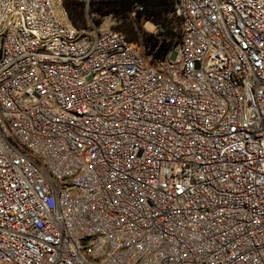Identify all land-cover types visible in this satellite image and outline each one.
<instances>
[{
	"label": "built area",
	"instance_id": "1",
	"mask_svg": "<svg viewBox=\"0 0 264 264\" xmlns=\"http://www.w3.org/2000/svg\"><path fill=\"white\" fill-rule=\"evenodd\" d=\"M174 16L146 58L0 0V264H264V0Z\"/></svg>",
	"mask_w": 264,
	"mask_h": 264
},
{
	"label": "trees",
	"instance_id": "2",
	"mask_svg": "<svg viewBox=\"0 0 264 264\" xmlns=\"http://www.w3.org/2000/svg\"><path fill=\"white\" fill-rule=\"evenodd\" d=\"M137 5L141 7V10L134 13L137 21H149L157 28L162 29L157 34L144 35L145 55L147 58L162 59L176 44L178 38L179 21L174 16L175 0H88L87 3L85 0H63V6L70 20L78 27L80 26L77 25V21H82L84 18L87 21L86 12L93 17V21L97 25L100 19L105 16L127 19L131 17L130 13ZM173 21L178 23L177 30L172 27ZM119 32H124L127 35L129 43L134 42L127 29H121Z\"/></svg>",
	"mask_w": 264,
	"mask_h": 264
},
{
	"label": "rangeland",
	"instance_id": "3",
	"mask_svg": "<svg viewBox=\"0 0 264 264\" xmlns=\"http://www.w3.org/2000/svg\"><path fill=\"white\" fill-rule=\"evenodd\" d=\"M131 17H128L127 19L123 20L115 18L114 16H105L100 19L99 24H97V27L99 29L110 28L111 30L118 32L121 29H127V31L130 33V36L134 39V42L130 44L135 49L139 50V52L143 53V55L147 58V56L145 55V50L142 51L143 37L145 34L155 33L156 29L154 28V25L149 21H137L134 16ZM77 25H79L81 28L86 27V19L84 18L82 21H77ZM172 27L177 30L178 23L176 21H173ZM120 33L123 34L127 40V35L124 32Z\"/></svg>",
	"mask_w": 264,
	"mask_h": 264
}]
</instances>
